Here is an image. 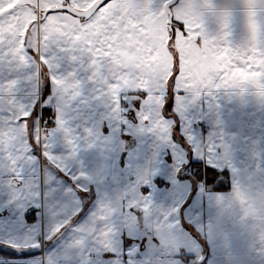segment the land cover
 Listing matches in <instances>:
<instances>
[{"label":"snow or ice","instance_id":"obj_1","mask_svg":"<svg viewBox=\"0 0 264 264\" xmlns=\"http://www.w3.org/2000/svg\"><path fill=\"white\" fill-rule=\"evenodd\" d=\"M110 4L101 0L93 17ZM0 5L8 9L3 23L15 9ZM169 7L189 8L217 51L245 55L254 43L251 9L264 56V0H172ZM7 48L0 42V264H264V207L249 213V200L236 201L244 178L253 198L264 192V65L252 69L261 72L259 91L210 88L187 104L189 94L182 114L173 113L169 91L164 115L173 114L175 131L163 144L133 135L110 109L92 104L80 45L49 37L42 55L53 66L42 85ZM13 96L27 101L23 111L31 105L27 150L25 137L10 131L28 119L8 118L19 115L16 100L8 103ZM128 116L139 122L131 110ZM37 128L45 132L39 142Z\"/></svg>","mask_w":264,"mask_h":264},{"label":"crops","instance_id":"obj_2","mask_svg":"<svg viewBox=\"0 0 264 264\" xmlns=\"http://www.w3.org/2000/svg\"><path fill=\"white\" fill-rule=\"evenodd\" d=\"M169 1L171 0H145L144 5L139 6L141 0H112V4L105 6L89 21L59 12L72 18L62 20L56 31L61 40H71L73 45H80V54L87 60L86 66L91 69L86 82L92 87V104L110 109L107 115L127 124L133 135L151 138L153 143L163 144L171 142L175 131L172 127L173 114L169 113L168 119L164 115L169 91L176 98L173 113L182 114L187 104H191L202 93L209 94L210 88L243 89L255 85L259 91L258 78L261 72L252 69L253 65H264V56L258 54L260 49L255 46L258 26L251 18L254 15L251 9L246 26L252 33L254 43L250 48L252 54L245 55L243 50L239 53L228 48L217 51L220 46L208 39L203 30H197L201 29V25L193 19L187 7H172L173 24L169 26L166 11ZM116 4L120 7L113 6ZM177 22L183 23V31ZM4 29L0 30V42H4V35L12 37L15 33V29H9V25ZM88 57L91 59L88 60ZM237 62L244 67H237ZM217 77L219 82L214 83ZM31 79L40 83L36 69ZM63 83L60 79L55 81L57 87ZM80 83L77 80L70 87H77ZM181 89L185 90V95L180 94ZM32 90L35 91V83ZM141 92L146 95L141 96ZM80 94L79 91L76 93ZM189 94L191 100L186 104L185 99ZM85 95L87 97V93ZM13 100H16L13 106L19 115L10 114L8 118L13 123L21 117L28 119L10 131L15 133L12 138L25 137L23 146L27 150L29 140L33 138V131L29 126L31 105L29 111H23L27 101L21 102L13 96L8 103L12 104ZM32 103H35V99ZM129 110L139 117L138 123L130 122ZM5 135L7 146L11 141L7 139V133ZM44 135L42 128H37L36 142ZM172 147L175 149L178 145L172 144ZM174 155L177 160L183 159L182 151H175ZM48 159L52 160V156L48 155ZM246 181L247 178H244L237 194V205H242L247 199L248 212L255 213L258 206L264 207V192L255 190L256 196L253 198L251 194L254 190ZM130 226L135 228L134 218Z\"/></svg>","mask_w":264,"mask_h":264},{"label":"rangeland","instance_id":"obj_3","mask_svg":"<svg viewBox=\"0 0 264 264\" xmlns=\"http://www.w3.org/2000/svg\"><path fill=\"white\" fill-rule=\"evenodd\" d=\"M96 1L98 0H4L8 7L15 9L14 15L9 14L4 22L0 23V30L2 31L8 25L9 29H15L12 37L7 34L3 36V43L8 45L7 52L10 53V59L18 60L23 64L30 63L34 70H37L42 85L49 75V69L53 66L50 64L49 58L42 55V52L46 49L49 37L56 34L60 22L72 18V16L59 12L43 18V12L49 8L66 4H71L80 10H86ZM11 5L15 6L11 7ZM3 7L0 5V17H4L8 11L7 8ZM29 48L32 49L31 53L27 51ZM42 131H44L43 128Z\"/></svg>","mask_w":264,"mask_h":264},{"label":"water","instance_id":"obj_4","mask_svg":"<svg viewBox=\"0 0 264 264\" xmlns=\"http://www.w3.org/2000/svg\"><path fill=\"white\" fill-rule=\"evenodd\" d=\"M100 3H101V0H98L90 8H88L86 10L76 9L71 4H66V5H62V6H59V7L50 8V9L54 10L53 13L65 12V13H68V14L72 15L73 17L78 18V19H83L85 21H89V20H91L93 18V13L96 11V8H97V6ZM171 3H172V0L169 1L166 4V11H167V14H168V17H169V20H168L169 26H172V24H173L172 7L171 8L169 7V5ZM48 10L49 9H47L46 11L43 12V14H42L43 18H45V14L48 12ZM170 30L172 32V28L171 27H170Z\"/></svg>","mask_w":264,"mask_h":264},{"label":"trees","instance_id":"obj_5","mask_svg":"<svg viewBox=\"0 0 264 264\" xmlns=\"http://www.w3.org/2000/svg\"><path fill=\"white\" fill-rule=\"evenodd\" d=\"M172 49H174V48H172ZM226 190V189H225Z\"/></svg>","mask_w":264,"mask_h":264}]
</instances>
